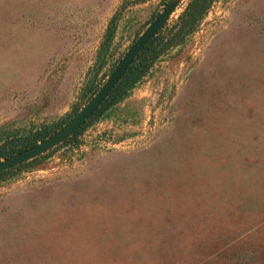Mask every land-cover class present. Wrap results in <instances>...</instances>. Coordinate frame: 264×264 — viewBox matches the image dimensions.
Masks as SVG:
<instances>
[{"label":"rangeland","instance_id":"rangeland-1","mask_svg":"<svg viewBox=\"0 0 264 264\" xmlns=\"http://www.w3.org/2000/svg\"><path fill=\"white\" fill-rule=\"evenodd\" d=\"M168 2L0 0L5 152L73 119ZM140 61L84 131L0 175V264H264V0H215Z\"/></svg>","mask_w":264,"mask_h":264},{"label":"water","instance_id":"water-1","mask_svg":"<svg viewBox=\"0 0 264 264\" xmlns=\"http://www.w3.org/2000/svg\"><path fill=\"white\" fill-rule=\"evenodd\" d=\"M179 3V0H170L166 4L162 12L147 26L138 39L128 48L123 58L114 67L103 86L73 119L38 144L0 160V174L41 156L79 131L106 100L144 45L168 21Z\"/></svg>","mask_w":264,"mask_h":264},{"label":"trees","instance_id":"trees-1","mask_svg":"<svg viewBox=\"0 0 264 264\" xmlns=\"http://www.w3.org/2000/svg\"><path fill=\"white\" fill-rule=\"evenodd\" d=\"M170 1V0H169ZM215 0H189L184 7L181 14L178 16L177 20L174 22V24L171 26V28L167 31L166 35H162L163 31L167 28L168 21L160 28V30L144 45V47L140 50V52L137 54V56L134 58L130 66L128 67L127 71L121 78V80L116 84L114 89L111 91L109 96L106 98V100L102 103V105L97 109V111L90 117V119L84 124V126L77 131L74 135H72L70 138H68L66 141H69L73 136H76L80 134L84 129L101 114V108L105 104H109V98L113 93L116 91L118 86L121 84V82L129 77V74L131 73L132 69L135 67V64L137 60H141V69L136 70L135 72L144 71L148 68L149 64L151 63L152 59L156 57V55H159L161 52L165 51L168 47H173L176 45H179L182 41H184L185 37L191 33H193L198 25L200 20L203 18V16L207 13L208 9L212 5V3ZM135 72L132 73V77L135 76ZM130 79V78H129ZM135 80V79H133ZM34 139H32V142H27L25 146L18 149L16 151L20 152L23 151L31 146L36 145L37 141H40L41 133L36 134L33 136ZM64 141V142H66ZM14 152H5L4 148L0 146V159L10 157ZM24 165V164H23ZM22 165L16 167L19 168ZM15 169V168H14ZM13 170V169H12ZM9 170V171H12ZM7 172V171H6ZM5 173V172H3ZM1 173V174H3ZM0 174V175H1Z\"/></svg>","mask_w":264,"mask_h":264}]
</instances>
